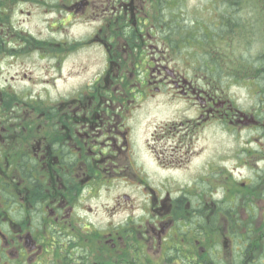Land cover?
<instances>
[{"label":"flooded vegetation","instance_id":"1","mask_svg":"<svg viewBox=\"0 0 264 264\" xmlns=\"http://www.w3.org/2000/svg\"><path fill=\"white\" fill-rule=\"evenodd\" d=\"M162 2L0 0V264H264V80L224 83L187 67ZM41 11L53 20L46 37L21 27ZM33 52L53 60L45 82L64 80V92L30 96L10 83V68L28 65L10 60ZM240 84L257 103L235 102L229 89ZM161 106L181 116L153 128L181 135L159 153L157 133L143 144L138 134ZM209 126L239 142L223 167L208 162V193L192 199L180 182L165 191L146 183L148 205L135 206L133 184L158 173H137L138 151L159 166L165 152L194 149L189 163L204 153L198 134ZM218 177L229 182L221 197ZM120 187L112 205H91Z\"/></svg>","mask_w":264,"mask_h":264},{"label":"rangeland","instance_id":"2","mask_svg":"<svg viewBox=\"0 0 264 264\" xmlns=\"http://www.w3.org/2000/svg\"><path fill=\"white\" fill-rule=\"evenodd\" d=\"M169 1V0H168ZM165 2V1H164ZM174 5H172L171 7L168 6L167 4L166 6H164V14L168 16H170V14H174L171 13L173 11H176L177 9L184 7V10L186 12V16L184 18L183 12H179L178 14H180L181 16H183V19L186 21L187 24L190 23L191 19H194V17H203L206 15L205 12V8H206V4L205 0H182L181 3L177 0H175ZM179 3V4H176ZM249 8V7H248ZM173 9V10H171ZM208 9V7H207ZM244 9V8H243ZM35 10V9H34ZM209 10V9H208ZM248 10V9H247ZM38 11L35 12V14H39L37 13ZM40 15H37L35 17H31L26 19L23 24H22V29H26L28 31H30L31 33L37 31V29H39L41 31V35L43 37L49 36L50 34H52V24H53V20H51L48 16H42L43 11L40 12ZM170 13V14H169ZM214 14V13H213ZM176 15V14H175ZM41 17V18H40ZM212 17V15H211ZM185 21L183 22L185 24ZM182 24V23H181ZM182 24V25H184ZM198 27V26H196ZM190 28V27H189ZM79 29H85V25L82 24L81 28L79 27H74L73 31L77 32ZM195 32H198L199 29L198 28H194ZM184 31L185 32V26L184 28L181 27L180 31ZM209 32V31H208ZM78 33V32H77ZM250 40V39H248ZM182 44L183 48H184V44L182 42V39L179 40V44ZM239 44H243L241 46H239ZM251 44V43H250ZM247 42H243V43H236L233 47V49L231 50V57L234 61V59H241V58H245L247 57L245 54H248L250 56H254L256 55V51L258 50V45L260 44V42H255L254 43V47L252 50L248 49ZM264 46V45H263ZM235 53V54H234ZM197 53L194 52V50L190 53H186L184 52L182 54V56H184V62H186V66L188 67V63L191 64V62H193L192 57L194 55H196ZM239 55V56H238ZM241 57V58H238ZM48 58V59H47ZM179 58V57H178ZM177 58V60H178ZM4 58H0V62H2ZM50 57H46V54H39L38 52H33L31 56H21L18 59H11L10 62H14V61H20V60H24L26 63H28V65H25L24 68L18 67L17 69L10 68L11 73L9 75H6V77L10 80V83L15 85L17 87V89H22L25 90L26 92L29 93L30 96H34L38 93H34L35 91H39V90H43V91H50L51 93L55 91V89L60 90L64 92L66 90L67 87H65V81L60 79L58 80V82L56 83V85L54 84H50L47 82L51 81V78L48 80V77L46 76V74H51L53 69L50 68L51 63L53 62L49 60ZM72 64V58H70L68 61H66V63L63 65V70H67L69 69V67ZM89 65H92V62L89 63ZM236 66H239L238 64H235ZM184 65V67H186ZM19 74V75H18ZM88 74V73H87ZM12 75H14L13 77L17 76L18 79L16 80H12ZM91 75V72H89V76ZM47 77V78H46ZM82 78H86V75H81ZM46 78V79H45ZM82 78H77V80L81 81ZM73 79L69 78L66 81V84H69L68 82L72 81ZM47 81V82H45ZM7 82L5 77H1V84L5 85ZM254 88V87H253ZM257 88V87H255ZM234 97V100L236 103H239L240 105H242L243 107H248L251 104H255L257 103L256 101V97H252L253 95V91L249 90L245 84H240V86H235L229 89ZM168 107H158V108H152V112L149 113L147 116H145V121H149L148 124L150 123V121H152V127L150 129H148V124L146 125L145 123H142V129L140 130L138 137H139V141L142 142V144L144 143V139H148V137H150V132L154 131V133H157L158 138V142H159V146L156 147V150L160 152L159 149H161V151L163 150V146H166L167 144H173V140H178V138L180 137L179 133L174 131L173 133H167V132H163L164 129H154V126H158L161 125L158 123V121L160 120H164V119H179V117L181 115H177V116H173L174 113L169 114V109H167ZM0 109H1V103H0ZM147 127V128H146ZM237 129V128H236ZM150 130V131H149ZM149 131V133H148ZM227 131V132H226ZM234 130L232 129H226L224 128V126H209V129H203L202 133L198 134V137L200 136L201 140L199 142V148H201V150H204V153H202L201 155L196 156V157H192L191 161H189V163L187 162L189 160V155L193 152L194 149H189L187 150L188 153H186L184 155V151L182 150H177L175 152V156L174 157H169L167 152H165L166 154H162V158L166 161L165 162H161V160H155V163L159 162V166L157 164H153L151 162V159L148 158L144 152L143 147L141 148L139 152V162H142V164H135V168L137 169V173L141 174V171L143 170L142 167H146L148 168V170L151 169H157V172H153L156 173L155 175H153L152 178H145L144 177V181L142 183L140 182H135L137 185L133 184V204L135 206H146L148 205V194H149V189H145V184H149L150 186H152L155 189H159L162 191L165 190H177L179 189V185L177 182H180L181 185H183L185 187V191L186 193H191L192 195H189L190 197H192L193 199V193L196 191L200 196L202 194H207V188L210 187L212 185V179L209 180V174L212 170V165H214L215 163H217L218 167L221 168L223 167V158L226 157V153L227 154H231V152L234 150L235 147V142L237 140V142H239L238 140V136H236L235 132V137L233 135V133H229L232 132ZM154 140L150 139V142H153ZM238 144V143H237ZM204 147V149H203ZM210 161V163L212 165H210V167L208 166V162ZM178 162L179 164H187V165H182L181 167L178 168L177 174H172L170 176H168L167 170H171L174 165L178 164L176 163ZM185 166H187V168H185ZM232 165L230 164V161L227 164V167H231ZM153 170V171H154ZM191 170V171H190ZM163 171V172H162ZM196 175L195 179H193V175ZM172 179H176V180H172ZM218 179H220L218 181V186L219 189H214L213 188V193H217L218 192V196L221 197V194L223 193V190L229 186V182L226 181L224 178L222 177H218ZM127 189H123L122 187H120L119 189H115L112 192L108 193V192H102V194L100 195L99 199H95L93 201H91V205L92 206H98L101 204H113V199H115L114 197H116V195L119 192L125 191ZM147 190V191H146ZM147 193H144V192ZM217 196V197H218ZM196 201V198H195ZM209 201V200H208Z\"/></svg>","mask_w":264,"mask_h":264},{"label":"trees","instance_id":"3","mask_svg":"<svg viewBox=\"0 0 264 264\" xmlns=\"http://www.w3.org/2000/svg\"><path fill=\"white\" fill-rule=\"evenodd\" d=\"M164 1L171 7L175 0ZM178 1L181 3L182 0ZM165 3L162 2L161 5L166 6ZM205 3L206 15L194 17L189 24L183 19L186 16L184 7L171 12L174 14L169 13L167 35L171 40V47L175 43L180 54L194 50L197 54L192 57L191 64L199 66L202 76L222 79L224 83L229 79H257V83L260 82L259 78L264 80V0H205ZM183 10V16L178 14ZM2 22L0 11V24ZM184 26L185 32L180 31ZM193 27L199 31L195 32ZM180 39L184 48L179 45ZM245 41L247 44L251 43L247 45L250 50L255 42H260L256 55L245 54L247 57H238L241 59L233 61L231 50L236 43ZM241 45L243 44H239Z\"/></svg>","mask_w":264,"mask_h":264}]
</instances>
